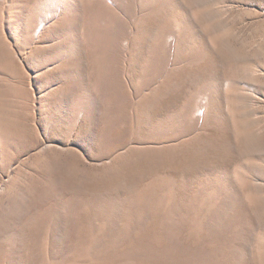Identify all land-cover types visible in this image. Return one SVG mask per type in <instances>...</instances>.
<instances>
[{"label": "rangeland", "instance_id": "obj_1", "mask_svg": "<svg viewBox=\"0 0 264 264\" xmlns=\"http://www.w3.org/2000/svg\"><path fill=\"white\" fill-rule=\"evenodd\" d=\"M0 252L264 264V0H0Z\"/></svg>", "mask_w": 264, "mask_h": 264}, {"label": "bare ground", "instance_id": "obj_2", "mask_svg": "<svg viewBox=\"0 0 264 264\" xmlns=\"http://www.w3.org/2000/svg\"><path fill=\"white\" fill-rule=\"evenodd\" d=\"M91 33V32H90ZM103 49V48H102ZM91 57V56H90ZM93 57V56H92ZM102 63V62H101ZM77 65V64H76ZM99 66V65H98ZM94 67V66H93ZM101 74H102V71L100 70V68L99 67H96L95 66V76L93 77V80L96 82V84L97 83H99L100 81H101ZM79 83V82H78ZM88 95H90V94H88ZM93 95V94H92ZM92 99V98H91ZM81 100V99H80ZM92 102V101H91ZM90 101H89V103H91ZM80 103H81V101H80ZM87 103V102H86ZM93 103V102H92ZM84 105H86V104H84ZM97 105H99V103L97 102ZM74 106H76V105H74ZM73 106V107H74ZM77 107V106H76ZM86 107H87V105H86ZM82 108H84V107H82ZM85 109V108H84ZM96 109V108H95ZM75 111H77V110H75ZM84 111V110H83ZM91 112H92V110H91ZM99 112V111H98ZM100 112H101V110H100ZM102 113V112H101ZM100 114V113H99ZM98 114V115H99ZM109 115V114H108ZM107 113H105V114H101V117H99L98 116V118H102V121H101V123L102 124H104L103 126V131H101V133H103V135L104 136H106L107 134L109 135V130H111V129H109L110 128V126L107 128L106 126H107V123H109V121H106L107 120ZM92 116H94V115H92ZM97 116V115H96ZM94 118H96L95 116H94ZM96 124V123H95ZM101 127H102V125H101ZM105 128V129H104ZM109 129L108 131H107V129ZM109 132V133H108ZM102 136V135H101ZM103 138H105V137H103ZM106 182H102L101 184H100V186H108L110 183H112V182H110L109 180H105ZM62 182V181H61ZM64 183V182H63ZM74 187V186H73ZM76 187V186H75ZM58 190V189H57ZM98 191V190H97ZM99 192V191H98ZM52 193V192H51ZM79 193V192H78ZM49 196V195H48ZM73 196V195H72ZM79 196V195H78ZM45 197V196H44ZM47 197V196H46ZM52 196H49L48 198H51ZM74 198H76L75 196H74ZM82 198V197H81ZM80 198V199H81ZM99 198V197H98ZM45 199V198H44ZM54 199H58L57 197L56 198H54ZM83 199V198H82ZM82 199L80 200L81 202H82ZM106 199V198H105ZM60 200V199H59ZM65 200V199H64ZM67 200V199H66ZM127 200V199H126ZM43 202H44V200H42ZM73 201V200H72ZM72 201H69L68 200V202L70 203V202H72ZM95 201V200H94ZM110 201V200H109ZM111 201H113V200H111ZM128 201V200H127ZM53 202H55V200L53 201ZM67 202V203H68ZM74 202V201H73ZM81 202H80V204H81ZM48 203V202H47ZM56 203V202H55ZM88 203V202H87ZM115 203V202H114ZM46 204V203H45ZM91 204V203H90ZM113 203L111 202H109L108 203V206H110L111 207V205H112ZM117 204H119V203H117ZM52 205H54V204H52ZM66 205V204H65ZM69 205H71V203L69 204ZM88 205V204H87ZM114 205V204H113ZM59 206V205H58ZM68 206V205H67ZM80 206V205H79ZM82 206V205H81ZM91 206V205H90ZM94 206V205H93ZM92 206V207H93ZM100 206V205H99ZM102 206H103V204H102ZM107 205H104V207H106L107 208V211H110V207H108ZM61 207V206H60ZM77 207V206H76ZM76 207H75V210H76ZM85 208V207H84ZM86 208H88V206L86 207ZM85 208V209H86ZM99 208V207H98ZM52 209H53V207H52ZM52 209H49V210H52ZM81 209V208H80ZM69 210V209H68ZM84 210V209H83ZM43 211V210H42ZM78 211V210H77ZM76 211V212H77ZM82 211V210H81ZM60 212H62V213H65V211L63 210V211H60ZM48 214H49V212H47ZM84 213V212H83ZM108 213H110V212H108ZM66 214H68V216H69V218L71 217V218H73L74 220H76L75 222H77L78 223V216L75 214V212L74 211H68V212H66ZM69 214H71V216L69 215ZM101 214V213H100ZM36 215V214H35ZM63 215V214H62ZM59 216H61L60 215V213H59ZM79 216H80V214H79ZM83 216V215H82ZM100 216V215H99ZM56 217V216H55ZM58 217V216H57ZM56 217V218H57ZM61 219V218H60ZM64 220V219H63ZM58 230V229H57ZM15 236V235H14ZM44 236V235H43ZM42 237V236H41ZM16 239V238H15ZM29 239V238H28ZM42 239L40 238V241H41ZM39 241V242H40ZM14 242H16V241H14ZM42 242V241H41ZM17 243H18V241H17ZM28 243H31L30 241L28 242ZM44 243V242H43ZM5 244H7V243H5L4 242V246H5ZM8 244H10V243H8ZM30 245V244H29ZM32 245V244H31ZM30 245V246H31ZM39 246H41V245H39ZM6 247V246H5ZM7 248V247H6ZM8 249V248H7ZM35 249H37V246H36V248ZM10 251V250H9ZM38 251H39V249H38ZM41 251V250H40ZM5 252H6V249H5ZM13 252H14V250H13ZM10 253V252H9ZM11 254H12V252H11ZM14 254V253H13ZM12 254V255H13ZM16 254H17V252H16ZM40 254H42L41 252H40ZM2 255H4V252H0V263H1V261H3L5 258L4 257H2ZM5 255H7L6 253H5ZM10 255V254H9ZM11 255V256H12ZM15 255V254H14ZM16 256V255H15ZM53 257V256H52ZM2 258H3V260H2ZM7 259H8V256H7ZM11 259V258H10ZM13 259V258H12ZM15 260H16V257L14 258ZM14 260V261H15ZM21 260V259H20ZM10 261V260H9ZM38 261V260H37ZM77 261V260H76ZM32 262H34V261H31L30 263L32 264ZM7 263V262H6ZM6 263H3V264H6ZM11 263L13 264L14 262H12V260H11ZM10 263V264H11ZM24 263V262H23ZM27 263V262H26ZM15 264V263H14ZM17 264V263H16ZM34 264V263H33ZM39 264V263H38Z\"/></svg>", "mask_w": 264, "mask_h": 264}]
</instances>
